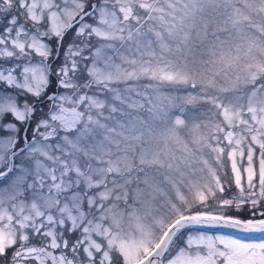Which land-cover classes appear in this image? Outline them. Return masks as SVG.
Segmentation results:
<instances>
[{
	"label": "snow or ice",
	"instance_id": "obj_1",
	"mask_svg": "<svg viewBox=\"0 0 264 264\" xmlns=\"http://www.w3.org/2000/svg\"><path fill=\"white\" fill-rule=\"evenodd\" d=\"M0 264H264V0H0Z\"/></svg>",
	"mask_w": 264,
	"mask_h": 264
}]
</instances>
